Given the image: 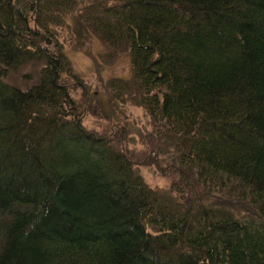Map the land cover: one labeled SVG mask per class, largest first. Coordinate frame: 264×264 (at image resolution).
Listing matches in <instances>:
<instances>
[{
	"label": "trees",
	"instance_id": "obj_1",
	"mask_svg": "<svg viewBox=\"0 0 264 264\" xmlns=\"http://www.w3.org/2000/svg\"><path fill=\"white\" fill-rule=\"evenodd\" d=\"M59 27L130 54L172 188L83 123ZM0 264H264V0H0Z\"/></svg>",
	"mask_w": 264,
	"mask_h": 264
},
{
	"label": "rangeland",
	"instance_id": "obj_2",
	"mask_svg": "<svg viewBox=\"0 0 264 264\" xmlns=\"http://www.w3.org/2000/svg\"><path fill=\"white\" fill-rule=\"evenodd\" d=\"M59 36L66 48L69 62L84 86L88 90L87 99L82 97L83 90L75 86V98L85 108L86 114L81 120L88 129L109 136L112 143L127 152L134 160L148 184L158 190L172 188L177 178L176 171L166 169L167 159L159 162V143L153 126V120L143 106L137 105L134 100L123 96L113 95L109 80L115 77L131 78L132 65L130 54L125 52L121 57L108 63L101 51L105 49L100 40L91 38V42L82 47L75 44V35L59 27ZM108 64V65H107ZM30 66H27V68ZM35 73V71H34ZM16 71L6 78L15 83ZM75 84L76 79L70 76ZM21 83L20 81H17ZM163 158H166L163 155ZM177 167V166H175ZM166 169V170H165Z\"/></svg>",
	"mask_w": 264,
	"mask_h": 264
}]
</instances>
